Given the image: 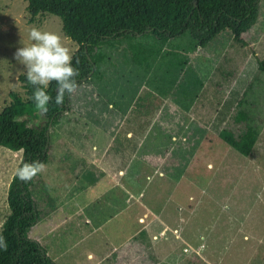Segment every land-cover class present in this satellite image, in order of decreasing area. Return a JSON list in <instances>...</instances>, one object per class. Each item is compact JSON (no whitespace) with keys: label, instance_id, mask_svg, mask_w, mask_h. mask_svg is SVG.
<instances>
[{"label":"rangeland","instance_id":"1","mask_svg":"<svg viewBox=\"0 0 264 264\" xmlns=\"http://www.w3.org/2000/svg\"><path fill=\"white\" fill-rule=\"evenodd\" d=\"M26 7L25 0H0V112L10 93L24 94L19 76L26 70L14 54L31 43V27L65 36L55 16L29 23ZM232 37L223 31L205 48L188 34L170 40L145 79L125 63L122 47L107 49L104 80L81 81L68 96L49 134L53 140L72 136L70 150L76 153L109 140L117 151L109 163L125 169L131 205L123 212L105 206L96 216L92 206L85 210L91 224L76 228V217L63 221L57 237L43 236L42 225L28 233L30 239L44 238L41 247L55 264H89L83 253L103 255L138 230L142 263L153 255L164 264H264V71L258 67L264 66V0L245 44ZM66 43L72 53L77 50ZM236 105L237 123L230 117ZM45 123L36 113L35 126ZM129 131L134 137L126 140ZM21 159V151L0 147V226ZM56 181L54 194L36 182L31 189L42 213L64 200L67 180L60 175ZM63 209L68 214L69 207Z\"/></svg>","mask_w":264,"mask_h":264},{"label":"trees","instance_id":"2","mask_svg":"<svg viewBox=\"0 0 264 264\" xmlns=\"http://www.w3.org/2000/svg\"><path fill=\"white\" fill-rule=\"evenodd\" d=\"M25 1L29 23L46 15L60 20L63 34L77 46L73 66L80 70L76 77L80 83L88 76L95 81L104 79V65L109 60L107 49L122 47L127 55L125 63L137 67L145 79L167 43L184 34L199 48H205L226 30L231 31L235 42L245 44L244 35L259 19L261 0ZM258 67L264 71L262 64ZM19 81L23 96L10 93L9 103L0 112V147L21 151V162L45 164L51 146V135L46 137L48 124L51 119L52 126L58 124L60 114L67 109L68 96L63 105L50 103L47 114L43 115L46 123L35 126L38 111L28 99L33 87L26 75L19 76ZM56 87L55 82L49 85V95L55 97ZM237 109L236 105L230 116L236 123ZM231 145L236 151L240 150L239 143ZM29 183L21 182L15 174L9 183L6 198L9 213L0 227L8 246L7 250L0 248V264H55L37 241L28 238L38 218L28 192Z\"/></svg>","mask_w":264,"mask_h":264},{"label":"crops","instance_id":"3","mask_svg":"<svg viewBox=\"0 0 264 264\" xmlns=\"http://www.w3.org/2000/svg\"><path fill=\"white\" fill-rule=\"evenodd\" d=\"M132 137L134 136L131 131L125 133L126 140ZM109 139L111 140V137ZM67 142L70 144H66ZM72 142V136L61 135L54 140L51 137V149L48 150V161L45 163L46 170L32 179L28 185V192L38 213L37 221L28 233L35 230V228L40 232L38 226L42 225L44 227L41 231L43 236L54 235V237H57L65 229L66 224L63 221L69 223L76 217V228L81 226L80 222L86 226L91 224L92 218L86 214L85 210L92 206L95 207L92 216H96L105 206L110 208L120 207V211L123 212L124 206L131 205V193L128 194V188L124 181L125 169L121 166L115 168L114 162L109 163V159L117 154V151L110 150L109 140L100 149L96 144H92L91 150L88 152L77 151V153L70 150ZM71 158L80 161L72 165L68 160ZM60 175L68 183L65 187L64 200L61 203L52 205L48 211L42 213L36 201L32 198L33 195L31 196V189L36 182L40 189H45L54 194L55 191L59 190V184L56 180ZM64 205L69 207L68 214L63 211ZM57 213H60V217L64 214V217L56 216L51 221V216ZM137 221H142V218L138 217ZM41 222L43 223L41 224ZM163 231L160 233L162 234ZM140 236L141 231L138 230L137 234L133 233L132 238L128 239L126 244L121 245L119 248L113 247L112 250L99 256H95L92 252L83 253V256L90 261L89 264H164L162 260L156 259L153 255L150 257L153 258L149 263L141 262L142 250L138 239ZM135 238L138 241H135ZM41 239L44 238L36 236L32 240L37 241L42 246ZM133 239L134 242L129 244ZM127 244L129 245L127 246ZM46 254L49 255L47 251ZM53 261H55L54 258Z\"/></svg>","mask_w":264,"mask_h":264},{"label":"clouds","instance_id":"4","mask_svg":"<svg viewBox=\"0 0 264 264\" xmlns=\"http://www.w3.org/2000/svg\"><path fill=\"white\" fill-rule=\"evenodd\" d=\"M29 39L31 43L18 48L14 58L24 65L26 80L33 87L28 99L40 114L46 115L50 103L63 105L65 97L77 91L79 83L76 77L80 75V70L73 66V53L67 46L66 36L32 26ZM53 82L57 85L55 97L47 91ZM45 170L46 165L40 161H22L16 168L15 175L21 182H28ZM7 246L0 233V248L7 250Z\"/></svg>","mask_w":264,"mask_h":264},{"label":"water","instance_id":"5","mask_svg":"<svg viewBox=\"0 0 264 264\" xmlns=\"http://www.w3.org/2000/svg\"><path fill=\"white\" fill-rule=\"evenodd\" d=\"M68 40H70V39L68 38ZM88 78H89V76L87 78L83 79V81L86 80V79H88ZM51 125H52V119L50 120V122L48 124L47 131H46V137H47V139L49 137V129H50Z\"/></svg>","mask_w":264,"mask_h":264}]
</instances>
